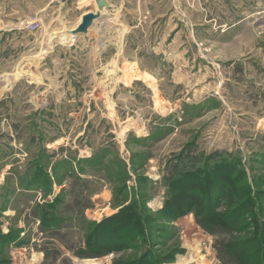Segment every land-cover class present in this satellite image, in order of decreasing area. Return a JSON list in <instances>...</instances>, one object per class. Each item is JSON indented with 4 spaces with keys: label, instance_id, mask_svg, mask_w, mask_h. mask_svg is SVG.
I'll list each match as a JSON object with an SVG mask.
<instances>
[{
    "label": "rangeland",
    "instance_id": "1",
    "mask_svg": "<svg viewBox=\"0 0 264 264\" xmlns=\"http://www.w3.org/2000/svg\"><path fill=\"white\" fill-rule=\"evenodd\" d=\"M108 4L0 0V264H262L264 0Z\"/></svg>",
    "mask_w": 264,
    "mask_h": 264
},
{
    "label": "trees",
    "instance_id": "2",
    "mask_svg": "<svg viewBox=\"0 0 264 264\" xmlns=\"http://www.w3.org/2000/svg\"><path fill=\"white\" fill-rule=\"evenodd\" d=\"M219 161H221V162H219ZM233 161H234V164H233V167H234V170L231 172V173H236L237 171L239 172V167H241V169H242V166H241V164H242V162H241V159H233ZM213 162H215V164L217 163V166H219V167H222V166H225V165H228V164H230V160H229V158H227V157H220V156H218L217 157V159H215ZM212 162V163H213ZM186 163V162H185ZM184 163V164H185ZM237 163H239V164H237ZM184 164H182L181 165V168L184 166ZM212 165V164H211ZM211 167V166H210ZM237 167H238V170H237ZM201 167H199V169H200ZM191 170L192 169H190V172L189 173H192L191 172ZM194 170H197V167H195L194 168ZM201 170V169H200ZM220 170H218V172H219ZM225 172L227 171L226 169L224 170ZM223 171V173H225ZM174 174V173H173ZM180 173H178L176 176H175V174H174V176H173V179H171V182H175V183H178L177 181H178V175H179ZM240 174V173H239ZM194 176H196V177H193V178H191L192 179V181H191V183H193L194 185H192L191 187H192V189H195V191H196V194L195 195H198L197 197L198 198H195V195H194V202H192L189 206H188V209L186 210V207H185V203H183L180 199H175L178 195H174L173 196V199H175L174 200V207H177L178 208V210H179V213L181 214V215H185L186 213H188L189 211H196V208L198 207V206H202L203 205V202H202V200H201V196H199V191H201L200 189H199V186L201 187V184H200V181L201 180H197L196 178H197V173H195V174H193ZM209 177L210 176H208L206 179H209ZM168 179H170V177L168 178ZM198 179H200V178H198ZM245 180V185H246V191H244L245 192V199H244V201L246 202V204L244 205V207H246V208H248V210L249 211H253V212H256V217L254 216V219H253V227H255V229H254V233H253V235L255 236V238H257V237H259V236H262V237H264V231L262 230L263 229V224H262V222L259 220V210H258V206H259V204L258 203H256V200H255V198L254 197H252L251 196V194H250V188H249V185H248V183H247V179L245 178L244 179ZM169 182H170V180H169ZM218 187H220V186H218ZM173 191V190H172ZM171 195H173V194H171ZM183 196V195H182ZM190 197H193L192 195H190ZM182 199V198H181ZM222 199H224L223 201H227L228 199H229V203H230V205L231 204H233V202H234V200H235V192L233 191V190H231V187H230V190H228L227 188H226V192L223 194V196H222V198L219 200V201H222ZM180 201L182 202V204L180 205ZM218 201V202H219ZM258 201V200H257ZM215 202H217V201H215ZM217 202V203H218ZM216 203V204H217ZM216 204H215V206H216ZM214 206V207H215ZM199 208V207H198ZM186 210V211H185ZM225 214V213H224ZM224 214H219V216L220 217H222V216H224ZM250 218V217H249ZM253 218V217H252ZM107 220H108V222H118L119 221V219H118V215L117 216H113V217H110V218H108V219H106V220H104L106 223H107ZM103 221V222H104ZM232 221V220H231ZM250 222H251V219H250ZM249 222V223H250ZM252 223V222H251ZM250 223V224H251ZM230 224H231V222H230ZM232 228L233 229H236V230H239V228L237 227V223H236V221H233L232 222ZM1 234V233H0ZM233 245H235V243L233 244ZM247 245H249L248 244V242L246 243V245H245V247L247 246ZM236 247V246H235ZM245 247H243V248H241V247H237V251H240V252H242L243 250L242 249H246ZM262 248L264 249V244L262 245ZM249 257V256H248ZM250 264H257L256 263V260H249L248 261ZM262 264H264V260L262 261Z\"/></svg>",
    "mask_w": 264,
    "mask_h": 264
},
{
    "label": "water",
    "instance_id": "3",
    "mask_svg": "<svg viewBox=\"0 0 264 264\" xmlns=\"http://www.w3.org/2000/svg\"><path fill=\"white\" fill-rule=\"evenodd\" d=\"M99 11L97 13H89L83 17V21L76 29H73L70 33L72 35L88 34L90 27L94 22L101 18V11L109 8V4L106 0H97Z\"/></svg>",
    "mask_w": 264,
    "mask_h": 264
},
{
    "label": "bare ground",
    "instance_id": "4",
    "mask_svg": "<svg viewBox=\"0 0 264 264\" xmlns=\"http://www.w3.org/2000/svg\"><path fill=\"white\" fill-rule=\"evenodd\" d=\"M96 2H97V0H96ZM97 5H98V3H97ZM98 8H99V6H98ZM86 14H89V13H86ZM84 16H85V15H84ZM84 16H83V17H84ZM83 17L80 19L78 26H80V24L82 23V21H83ZM78 26H77V27H78ZM77 27H76V28H77ZM76 28H75V29H76ZM71 31H72V30H71ZM71 31H70V32H71ZM54 34H55V33H54ZM54 34H53V35H54ZM21 74H22L21 72H18V73L15 75V80L18 79V78H20V77H21ZM129 75H130V78H131V79H134V78H140V76H141V74L137 71V69H136L135 67H134L132 70L129 71ZM141 77H142V76H141ZM13 82H14V81H12L10 84H13ZM10 86H11V85H10ZM7 89H9V87H7ZM7 89H6V90H7ZM157 107H158V108H162L159 104H157ZM201 262H202V261H201ZM199 264H200V263H199Z\"/></svg>",
    "mask_w": 264,
    "mask_h": 264
},
{
    "label": "built area",
    "instance_id": "5",
    "mask_svg": "<svg viewBox=\"0 0 264 264\" xmlns=\"http://www.w3.org/2000/svg\"><path fill=\"white\" fill-rule=\"evenodd\" d=\"M34 29H36V27L33 26V27L31 28V30L33 31Z\"/></svg>",
    "mask_w": 264,
    "mask_h": 264
},
{
    "label": "crops",
    "instance_id": "6",
    "mask_svg": "<svg viewBox=\"0 0 264 264\" xmlns=\"http://www.w3.org/2000/svg\"><path fill=\"white\" fill-rule=\"evenodd\" d=\"M107 2H108V0H106ZM86 15V14H85ZM84 16V15H83ZM78 26V25H77ZM75 29V28H74ZM73 30V29H72ZM70 35V34H69ZM121 40L119 39V42H120Z\"/></svg>",
    "mask_w": 264,
    "mask_h": 264
}]
</instances>
